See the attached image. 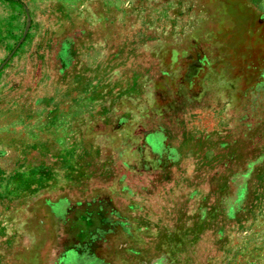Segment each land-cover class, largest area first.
I'll list each match as a JSON object with an SVG mask.
<instances>
[{"label": "rangeland", "instance_id": "1", "mask_svg": "<svg viewBox=\"0 0 264 264\" xmlns=\"http://www.w3.org/2000/svg\"><path fill=\"white\" fill-rule=\"evenodd\" d=\"M74 241L264 264V0H0V264H77Z\"/></svg>", "mask_w": 264, "mask_h": 264}, {"label": "crops", "instance_id": "2", "mask_svg": "<svg viewBox=\"0 0 264 264\" xmlns=\"http://www.w3.org/2000/svg\"><path fill=\"white\" fill-rule=\"evenodd\" d=\"M163 135H161V133L159 132H154V133H148L147 135H145L144 137V141L145 143L149 146V148L154 152V153H160L161 151H163L164 148V140H163ZM129 203H127V205H129ZM106 207L108 206H103V204L98 201V199H96V201H92V204L88 206H80V204H73L71 203V201L66 198V197H61L57 200H54L53 202L50 203V210L53 214V216L55 217H61L64 221L67 220H72L74 223H82V227L87 228V232L90 231V223H92L91 221L94 220L93 218L95 217L96 223H94L93 228L100 230L101 227L103 225L99 226V222H101V212H102V208L106 209ZM112 211L114 212V208H111ZM94 215V216H93ZM114 215V214H113ZM111 215L114 219V216ZM124 220H126L125 218L120 217L119 218V222H123ZM121 225V224H120ZM98 226V227H96ZM77 229H75L73 232L75 235H77V231L79 229V226H77ZM84 229V228H83ZM92 229V228H91ZM86 235H92L94 234L93 232H89ZM66 232L63 231V237L66 238ZM80 244H76V242H73L72 245V249L74 251L75 256L77 257L76 262H78L77 264H82V262L85 260V263L89 261L90 258H93L94 255H91L90 253H94V251H83L82 249H80ZM89 252V255H88Z\"/></svg>", "mask_w": 264, "mask_h": 264}]
</instances>
